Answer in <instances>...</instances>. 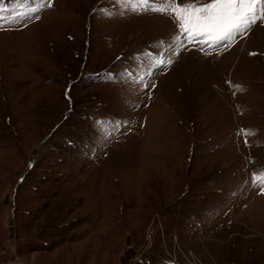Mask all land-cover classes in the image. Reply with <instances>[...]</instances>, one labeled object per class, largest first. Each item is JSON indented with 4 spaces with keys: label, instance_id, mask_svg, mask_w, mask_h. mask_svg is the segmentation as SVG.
Returning a JSON list of instances; mask_svg holds the SVG:
<instances>
[{
    "label": "rangeland",
    "instance_id": "374dc122",
    "mask_svg": "<svg viewBox=\"0 0 264 264\" xmlns=\"http://www.w3.org/2000/svg\"><path fill=\"white\" fill-rule=\"evenodd\" d=\"M39 4L0 0V264H264V24L177 55L165 14Z\"/></svg>",
    "mask_w": 264,
    "mask_h": 264
},
{
    "label": "snow or ice",
    "instance_id": "6c2138e0",
    "mask_svg": "<svg viewBox=\"0 0 264 264\" xmlns=\"http://www.w3.org/2000/svg\"><path fill=\"white\" fill-rule=\"evenodd\" d=\"M52 2L53 0H40L38 7L19 14L24 18L23 26L26 27L33 19H39V16H34L32 13L39 12L41 7H51ZM118 3L125 5L128 11L135 14L154 12L170 17L178 29V34L173 35L168 52L177 55H179L177 49L186 50L189 42L201 45L210 42L213 48L219 50L229 46L236 36L246 35L257 21L264 24V0H183V2L181 0H118ZM101 12L103 15H111L110 12L103 10ZM250 55L255 54L250 53ZM166 62L173 63L170 58ZM155 63L159 67L165 61L157 57ZM112 75L108 74L109 77ZM145 87L151 85L146 84ZM116 127H119L118 123ZM241 133L245 137L250 134L249 130H241ZM245 143H248L247 139ZM259 180L258 186L264 187V177H260Z\"/></svg>",
    "mask_w": 264,
    "mask_h": 264
}]
</instances>
